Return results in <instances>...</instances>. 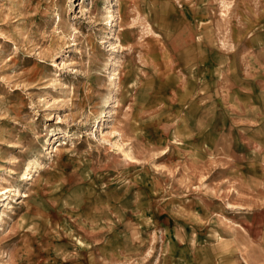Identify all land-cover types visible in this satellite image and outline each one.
Listing matches in <instances>:
<instances>
[{"label":"rangeland","instance_id":"374dc122","mask_svg":"<svg viewBox=\"0 0 264 264\" xmlns=\"http://www.w3.org/2000/svg\"><path fill=\"white\" fill-rule=\"evenodd\" d=\"M262 47L264 0H0V264H264V170L194 142L264 140Z\"/></svg>","mask_w":264,"mask_h":264},{"label":"crops","instance_id":"0c3cea01","mask_svg":"<svg viewBox=\"0 0 264 264\" xmlns=\"http://www.w3.org/2000/svg\"><path fill=\"white\" fill-rule=\"evenodd\" d=\"M261 50L264 51L263 47ZM221 66L220 63H217L211 57L203 58L197 64V67H200L201 71L203 70L206 71L207 74L213 75L218 72V69L221 71ZM213 86L214 85L208 83L203 88H200L199 93L193 95V100L196 101L202 98L201 105L207 102L212 97V92L214 93L217 91ZM214 97H216V95H214ZM255 99L257 103H253L252 99H250V103L254 108L259 107V99L257 97H255ZM203 111L204 108L201 109L200 115L202 118H200L198 123V133L195 134V144L200 148H202V146L207 147L210 153L214 152L215 155H222L221 157H223L227 164L238 167L243 178L255 179V181H258L261 175L254 173V171L264 170V140L262 142H257L254 138L239 139L238 134L249 135L250 132L254 133L256 131V126L262 123L263 120L258 122V120L253 117L244 116L240 121H236L235 118L232 117V112L228 109L216 108L215 111L213 110L211 113H214L213 118L211 117V120L207 122L208 116L206 114L203 116ZM217 112L223 114L224 117L227 116V118L217 122L214 118ZM237 123L242 125H237ZM254 155H256L255 158L258 162H255V164L252 163V157ZM258 157H260V159H258Z\"/></svg>","mask_w":264,"mask_h":264},{"label":"bare ground","instance_id":"6f19581e","mask_svg":"<svg viewBox=\"0 0 264 264\" xmlns=\"http://www.w3.org/2000/svg\"><path fill=\"white\" fill-rule=\"evenodd\" d=\"M115 12V11H114ZM111 17H114V15L112 14L111 15ZM113 20V19H112ZM115 75H117V74H115V72H114V74L112 73V78H110V80H115L116 78L114 77ZM52 152H56V151H58V149L57 148H54V147H52ZM27 174V173H26ZM8 206V205H7Z\"/></svg>","mask_w":264,"mask_h":264}]
</instances>
